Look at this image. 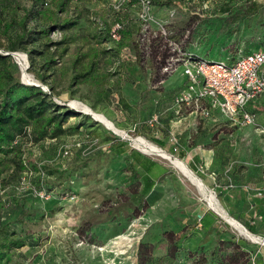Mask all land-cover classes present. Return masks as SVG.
<instances>
[{"label": "rangeland", "instance_id": "374dc122", "mask_svg": "<svg viewBox=\"0 0 264 264\" xmlns=\"http://www.w3.org/2000/svg\"><path fill=\"white\" fill-rule=\"evenodd\" d=\"M251 3L0 0V53L15 60L16 79L69 111L57 137L36 141L30 127L15 140L21 153L0 162V197L10 204L4 221L27 238L8 264H141L144 244V252L152 247L148 264H232L233 241L248 236L206 196L211 190L230 215L221 203L224 179H264V101L253 124L218 110L203 116L192 104L178 108L184 75L177 64L181 52L230 60L264 48V4L245 16ZM22 22L34 38L10 51ZM121 30L133 38L123 41ZM144 123L171 125L164 145L155 144L184 160L205 190L135 146L139 136L151 141ZM144 156L162 170L145 171ZM205 214L212 220L199 230Z\"/></svg>", "mask_w": 264, "mask_h": 264}, {"label": "trees", "instance_id": "16d2710c", "mask_svg": "<svg viewBox=\"0 0 264 264\" xmlns=\"http://www.w3.org/2000/svg\"><path fill=\"white\" fill-rule=\"evenodd\" d=\"M153 1L158 4L161 0ZM149 2L152 3L151 1ZM251 2L250 7L244 12L245 16L256 13L261 7V4L255 0H251ZM52 10L54 11V9ZM20 26L23 27L24 31L14 39H9L10 43L8 49L10 51L25 48L24 44H27L29 40L34 38V31L26 29L25 22L20 23ZM121 34H123V41L133 38V34L129 30L127 32L121 30ZM181 50L185 49L183 48ZM182 54L184 56H197L207 60H228L231 62L237 58L235 57L230 60L213 59L190 52H182ZM177 65H180V63ZM17 68V64L12 56L0 53V162H6L10 153H21V147L15 144V140L18 136L24 134L28 128H33L35 140L39 141L46 136L57 137L64 130L63 124L69 119V111L67 109L64 110L60 104L54 103L51 99H48L47 94L44 93L40 87L28 85L17 80L15 77ZM42 78H44V76ZM186 83L187 80L184 78L182 83L183 89ZM179 107L180 105L178 104V108ZM215 111L217 110L215 109ZM212 114L213 111L211 112V115ZM144 124H146L143 125L146 129L144 135L154 143L163 146L166 138L170 137L171 125L165 123L156 124L152 127L149 123ZM125 144L126 141H121L119 143L120 146H124ZM12 161L19 165L21 164L17 159H12ZM140 164L148 173L151 172L153 167L162 170L161 165L146 156L140 159ZM152 181L153 179L151 182ZM151 184L152 183H149L148 187H150ZM7 206L10 207L9 202L6 205L0 197V264H8L12 261L15 250L24 246L27 241V238L23 236V234H18L10 223L4 221V210ZM206 216L205 214L200 221L197 222L196 227H198L200 223L202 224L201 228L198 227L199 230H204L206 227ZM224 242L228 241L224 240ZM233 243L235 244L233 249L234 252L229 255L231 263H239L243 257H246L244 262L249 264V252L243 248L242 242L233 241ZM145 248H148V246L145 244L141 245V264H148L151 262L152 247L150 246L151 249L147 252H144Z\"/></svg>", "mask_w": 264, "mask_h": 264}, {"label": "built area", "instance_id": "2783aa9c", "mask_svg": "<svg viewBox=\"0 0 264 264\" xmlns=\"http://www.w3.org/2000/svg\"><path fill=\"white\" fill-rule=\"evenodd\" d=\"M182 56L179 63L187 83L178 97L179 108L192 104L203 116L216 109L238 124L256 121V111L249 107L264 95V48L241 53L232 62ZM252 264L262 263L253 259Z\"/></svg>", "mask_w": 264, "mask_h": 264}, {"label": "crops", "instance_id": "0c3cea01", "mask_svg": "<svg viewBox=\"0 0 264 264\" xmlns=\"http://www.w3.org/2000/svg\"><path fill=\"white\" fill-rule=\"evenodd\" d=\"M258 2L264 4V0ZM261 101H264V95L255 103H251L249 109L257 112L263 107L260 106ZM227 180L224 179V186L220 189L223 195L222 206L229 211L230 217L240 223L252 236L239 240L243 248L249 252V264H252L253 259L264 264V179L245 178L239 182ZM210 218L211 216L206 217V224L212 220ZM217 223V220L211 222L216 228H222V225L218 226ZM220 230L225 231L222 234L226 238L230 234L228 228Z\"/></svg>", "mask_w": 264, "mask_h": 264}, {"label": "bare ground", "instance_id": "6f19581e", "mask_svg": "<svg viewBox=\"0 0 264 264\" xmlns=\"http://www.w3.org/2000/svg\"><path fill=\"white\" fill-rule=\"evenodd\" d=\"M17 55V54H16ZM18 59V58H17ZM73 106V105H72ZM74 106H76L77 108L83 110L84 112L86 111L93 113V111L86 105H84L83 103L80 104L79 101L74 102ZM96 116L101 119L102 123L108 127L109 129H115L117 132L121 133L122 131H119V129H117L112 122H110L107 118H105L103 115L101 114H96ZM124 136H127V134L125 132H123ZM132 145V144H131ZM135 146L137 148H139L141 151H143L146 154H157L162 156L163 158L169 160L171 162V164H173L174 167H176L184 176H186L187 178H189V180H191L193 183H195L196 185H198L202 190L206 189V185L203 183V181L192 171L191 168H189L186 163L184 162V160L179 159V158H175L172 155H170L168 152H166L164 149H162L161 147H159L158 145H156L155 143L147 140L146 138L139 136L138 138H136L135 140ZM209 190V189H208ZM208 196L207 199L210 203V205L215 208V210H217V212L219 211L220 214L229 222L231 223V225H234L241 234L243 235H247L250 236V234L248 233V231L237 221H235L232 217H230L229 214H227L221 207L220 204H218V201L215 197V194L209 190L207 192ZM252 237V236H250ZM264 240V239H263ZM264 242V241H263Z\"/></svg>", "mask_w": 264, "mask_h": 264}]
</instances>
